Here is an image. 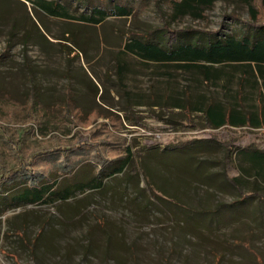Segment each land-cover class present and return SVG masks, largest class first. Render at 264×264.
<instances>
[{
    "label": "rangeland",
    "instance_id": "1",
    "mask_svg": "<svg viewBox=\"0 0 264 264\" xmlns=\"http://www.w3.org/2000/svg\"><path fill=\"white\" fill-rule=\"evenodd\" d=\"M37 1L0 0V182L27 167L56 185L32 203L14 195L23 181L0 189V264H264V178L244 171L264 128H211L192 109L198 95L225 103L237 90L258 108V88L238 89L240 67L214 66L223 75L210 83L125 50L129 36L168 30L192 44L264 37L261 0L256 18L240 0L176 18L171 0H138L98 23L82 20L92 9L79 0H57L69 16ZM126 146L131 157L115 160Z\"/></svg>",
    "mask_w": 264,
    "mask_h": 264
},
{
    "label": "trees",
    "instance_id": "2",
    "mask_svg": "<svg viewBox=\"0 0 264 264\" xmlns=\"http://www.w3.org/2000/svg\"><path fill=\"white\" fill-rule=\"evenodd\" d=\"M84 6H90L92 14L81 17L82 20L98 23L109 15L129 16L132 15L138 0H79ZM215 0H171V17L176 18L183 15H192L195 17L202 16L205 9L212 6ZM244 2L256 18V13L252 7L255 0H240ZM39 6L48 10L53 15L69 16L67 12L62 11L64 7L56 1H37ZM264 6V0H261ZM56 8H60L58 11ZM166 39L155 37L153 35H144L140 38L129 36L125 43V50L138 55L146 61H152L162 64H175L183 69L197 70L204 82H215L223 75V70L216 65H230L235 69L243 68L244 75L238 77V89L240 90L244 83L254 89L258 88V99L260 106L254 108L244 107L238 102L240 91H236L231 101H205L206 97L198 95L200 98L195 102L192 109L200 111L204 114V118L208 127L219 128L222 126L235 127H257L264 128V37L255 39L246 36L237 37L234 34H228L224 38H218L205 43L195 41L193 44L189 42L183 43L181 36L182 31H166ZM227 75L229 73H226ZM230 75V74H229ZM67 104L70 105L72 98L68 93ZM208 99V98H207ZM206 99V100H207ZM27 101H32L35 106L41 105L40 99L34 88L29 91ZM175 107L186 108L185 101L177 99L174 103ZM107 118L108 115H102ZM125 157L115 160H128L132 153L130 146L125 147ZM246 160L250 162V166L244 169L245 172L253 171L255 175L264 178V152L253 150L244 153ZM89 162V161H86ZM92 164V163H91ZM109 163H103L99 170H95L96 181L92 187H99L102 184L100 177L102 171ZM95 168V165H92ZM123 168L122 165L114 168V171H108L107 175L112 172H119ZM28 168H20L9 170L1 177L0 189L4 191L6 187L15 182H25L26 187L22 194L15 195L22 202H45L46 195L50 194L55 185V179H44L41 175H34L28 171ZM46 181V182H44ZM67 196L66 194L63 197Z\"/></svg>",
    "mask_w": 264,
    "mask_h": 264
}]
</instances>
